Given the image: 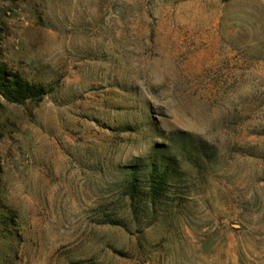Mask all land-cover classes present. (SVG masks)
Returning <instances> with one entry per match:
<instances>
[{
  "label": "rangeland",
  "instance_id": "374dc122",
  "mask_svg": "<svg viewBox=\"0 0 264 264\" xmlns=\"http://www.w3.org/2000/svg\"><path fill=\"white\" fill-rule=\"evenodd\" d=\"M0 68V264H264V0H0Z\"/></svg>",
  "mask_w": 264,
  "mask_h": 264
},
{
  "label": "trees",
  "instance_id": "16d2710c",
  "mask_svg": "<svg viewBox=\"0 0 264 264\" xmlns=\"http://www.w3.org/2000/svg\"><path fill=\"white\" fill-rule=\"evenodd\" d=\"M0 92L7 102L22 105L26 101L40 102L47 94L41 87L31 85L19 76H8L0 68ZM165 177H161L157 185L152 188L155 192L161 191Z\"/></svg>",
  "mask_w": 264,
  "mask_h": 264
}]
</instances>
